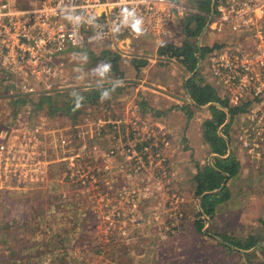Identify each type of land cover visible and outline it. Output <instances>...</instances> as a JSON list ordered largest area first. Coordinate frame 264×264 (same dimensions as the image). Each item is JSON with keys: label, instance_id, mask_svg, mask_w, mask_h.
<instances>
[{"label": "rangeland", "instance_id": "374dc122", "mask_svg": "<svg viewBox=\"0 0 264 264\" xmlns=\"http://www.w3.org/2000/svg\"><path fill=\"white\" fill-rule=\"evenodd\" d=\"M189 17L175 21L165 41L139 40H190L197 55L201 45L196 80L241 107L232 120L225 110L217 129L239 162L214 192L226 186L229 198L210 216L196 194L195 175L218 154L204 138L212 104L196 106L186 88L195 73L169 56L137 59L126 70L120 48L89 40L68 53L55 91L37 84L15 93L0 74V264H264V91L236 100L210 71L215 48L253 49L254 41L205 26L189 36ZM150 63L156 70L142 71ZM222 235L258 243L245 249Z\"/></svg>", "mask_w": 264, "mask_h": 264}, {"label": "built area", "instance_id": "2783aa9c", "mask_svg": "<svg viewBox=\"0 0 264 264\" xmlns=\"http://www.w3.org/2000/svg\"><path fill=\"white\" fill-rule=\"evenodd\" d=\"M211 4L200 11L180 0H0V74L15 93L37 84L55 91L53 83L72 49L89 40L121 48L145 35L163 41L180 17L200 14L206 17V32L228 28L254 41L253 49L215 48L212 80L236 100L259 96L264 91V0Z\"/></svg>", "mask_w": 264, "mask_h": 264}, {"label": "trees", "instance_id": "16d2710c", "mask_svg": "<svg viewBox=\"0 0 264 264\" xmlns=\"http://www.w3.org/2000/svg\"><path fill=\"white\" fill-rule=\"evenodd\" d=\"M188 19V27L186 30L188 35H199L205 26L206 17L198 14L192 15ZM193 22L195 23V26L192 29H189V25ZM158 51L160 55L176 57L179 60H182L183 63L187 64L192 73L197 67L198 46L194 45L190 40H186L181 46L163 42L159 46ZM203 54L202 49V56ZM196 75L197 73H195L192 78L188 79L186 88L191 100L196 106L206 105L209 103L212 104L210 107L213 109L214 118L207 120V129L205 131L204 138L212 146L214 150L213 152H216L219 155V157L214 158L213 165H205L195 175L196 194L198 196L204 195L201 204L203 211L212 216L215 211L214 205L216 201L229 198L230 193L226 186L217 193H214V191L219 189L228 177H234L238 173L239 166V162L234 158V156L228 153V142L218 134L217 129L226 121V111L229 112L232 120V117L234 116L233 114L238 112L241 107L231 106L228 100L222 99L219 96L217 90L211 84L205 83L202 85L198 82L196 80ZM81 98L82 100H85L87 97L82 94ZM79 100H76L75 104ZM197 225L201 230L205 226V220H199ZM222 238L228 245H234L245 249H249L258 243V241L253 238H248L245 242L229 238L227 235H222ZM36 257H40L39 254Z\"/></svg>", "mask_w": 264, "mask_h": 264}, {"label": "crops", "instance_id": "0c3cea01", "mask_svg": "<svg viewBox=\"0 0 264 264\" xmlns=\"http://www.w3.org/2000/svg\"><path fill=\"white\" fill-rule=\"evenodd\" d=\"M192 26H195V23H192ZM165 41V39L163 40ZM163 43V42H162ZM161 45V43L159 42H146V41H134L133 43H126L125 45H122V47L120 48V50H122L121 52H124L125 55H128L129 57L123 58L121 59V64L123 65L122 68L126 69V66L128 67L129 65H131V68L129 70H133L134 71V67L133 64H131L132 61L134 62H138L137 59H141V58H145L146 60H149V62H151L152 60H154L153 62H158V61H166V58L168 56H164V55H160L159 54V46ZM202 47V46H201ZM136 59V60H135ZM152 68V70H156V68L158 67L156 65V63H150L148 66H145L142 68V71L146 68ZM141 71V72H142ZM153 79L156 80V77L153 76L151 77ZM145 79V78H144ZM143 81H147V79H145ZM142 81V79H140ZM149 82V81H147ZM151 84H155V85H159L158 83H154L153 81H150ZM139 86H141V84H139Z\"/></svg>", "mask_w": 264, "mask_h": 264}, {"label": "water", "instance_id": "95a60500", "mask_svg": "<svg viewBox=\"0 0 264 264\" xmlns=\"http://www.w3.org/2000/svg\"><path fill=\"white\" fill-rule=\"evenodd\" d=\"M214 3V2H213ZM198 60H199V62H198V64H197V67H196V69H195V71L193 72V73H195L199 68H200V66H201V45L199 46V55H198ZM215 156H217V155H215ZM218 157H219V155H218ZM214 192H216V191H214ZM204 195H202V197H203ZM211 222L209 221V224H210Z\"/></svg>", "mask_w": 264, "mask_h": 264}]
</instances>
